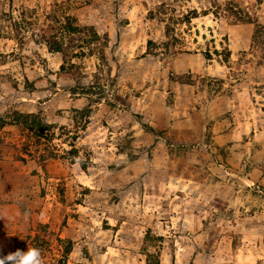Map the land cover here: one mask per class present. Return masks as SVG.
<instances>
[{"label":"rangeland","instance_id":"obj_1","mask_svg":"<svg viewBox=\"0 0 264 264\" xmlns=\"http://www.w3.org/2000/svg\"><path fill=\"white\" fill-rule=\"evenodd\" d=\"M0 246L264 264V0H0Z\"/></svg>","mask_w":264,"mask_h":264},{"label":"clouds","instance_id":"obj_2","mask_svg":"<svg viewBox=\"0 0 264 264\" xmlns=\"http://www.w3.org/2000/svg\"><path fill=\"white\" fill-rule=\"evenodd\" d=\"M0 264H44V261L38 248L29 247L26 251L16 249L4 254L0 246Z\"/></svg>","mask_w":264,"mask_h":264}]
</instances>
